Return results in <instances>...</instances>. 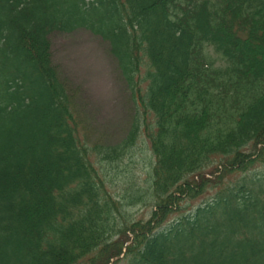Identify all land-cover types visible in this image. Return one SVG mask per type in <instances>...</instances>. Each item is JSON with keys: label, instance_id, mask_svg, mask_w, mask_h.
Masks as SVG:
<instances>
[{"label": "trees", "instance_id": "1", "mask_svg": "<svg viewBox=\"0 0 264 264\" xmlns=\"http://www.w3.org/2000/svg\"><path fill=\"white\" fill-rule=\"evenodd\" d=\"M79 29L133 102L112 145L52 61ZM112 261L264 264V0H0V264Z\"/></svg>", "mask_w": 264, "mask_h": 264}, {"label": "rangeland", "instance_id": "2", "mask_svg": "<svg viewBox=\"0 0 264 264\" xmlns=\"http://www.w3.org/2000/svg\"><path fill=\"white\" fill-rule=\"evenodd\" d=\"M50 42L53 64L62 80L75 92L74 105L86 125L90 142L111 145L120 142L130 126L134 107L108 44L85 29L71 34H53ZM139 148L135 149L132 160L143 162L147 154ZM140 172L142 174L139 166ZM239 176L244 177L236 175L231 181ZM213 193V190L208 191L192 202L183 201V212L201 204L204 197L209 199ZM150 210L149 206L134 205L128 212L131 218L145 221ZM178 213L172 215L171 221L180 216ZM110 264L125 263L112 261Z\"/></svg>", "mask_w": 264, "mask_h": 264}]
</instances>
